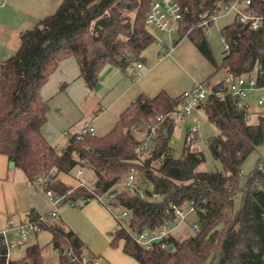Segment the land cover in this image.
I'll return each mask as SVG.
<instances>
[{
  "label": "trees",
  "instance_id": "trees-1",
  "mask_svg": "<svg viewBox=\"0 0 264 264\" xmlns=\"http://www.w3.org/2000/svg\"><path fill=\"white\" fill-rule=\"evenodd\" d=\"M178 1L186 9L179 38L188 37L216 69L201 82L212 91L202 109L219 129L208 144L213 157L221 162V170L198 169L206 157L193 148L198 137L192 131L182 154L174 156L170 140L176 122L169 115L177 111L181 96H171L165 90L153 97L140 95L105 135L87 133L78 138L77 132L70 133L66 146L58 148L43 134L50 105L42 88L62 60L76 59L90 90L96 87L104 66L116 65L129 72L145 62L144 52L157 40L146 24L151 0H63L54 13L21 32L16 53L0 61V153L35 184L37 178L49 177L45 190L65 196L62 204L86 205L98 196H110L111 203L115 201L129 215L127 224L117 219L111 245L121 241L123 252L140 264H208L214 254H219L218 264H264V157L259 158L245 184H240L243 164L264 145V104L259 105L262 111L239 108L223 82L212 81L213 75L224 69L233 77L256 76L258 85L264 84V24L252 29L235 19L224 26L221 34L229 48L219 64L206 30L227 0ZM254 5L264 16V0H256ZM204 21L209 26L202 25ZM254 113L259 116L256 123L251 122ZM160 115L168 116L160 122ZM153 123H159V134L153 138L154 148L144 152L140 147ZM77 166L94 171L91 190L79 185L74 188L61 179V174H70ZM132 169L148 181V197L116 186ZM239 191L241 205L234 210ZM189 204L196 207L199 233L185 238L170 234L151 247L137 242V234L177 219L173 205ZM37 216L33 214L31 219ZM45 228L52 234L50 243L59 251L57 264H83L85 257H98L73 230L56 224ZM162 244H172L173 249ZM5 262L6 249L1 245L0 264ZM10 264H46L44 246L27 245L24 256Z\"/></svg>",
  "mask_w": 264,
  "mask_h": 264
},
{
  "label": "crops",
  "instance_id": "crops-1",
  "mask_svg": "<svg viewBox=\"0 0 264 264\" xmlns=\"http://www.w3.org/2000/svg\"><path fill=\"white\" fill-rule=\"evenodd\" d=\"M49 1L0 0V61L16 53L22 31L34 27L61 4L53 9ZM152 32L156 36V32ZM156 39L153 48L149 50L148 47L144 52V66H134L135 75L132 70L126 72L119 66L108 64L100 71L98 83L93 90L88 89L74 57L62 60L42 88V95L50 105L48 121L42 128L45 137L53 145L63 148L70 133H76L87 125L93 126L96 135H105L113 129L121 113L140 95L153 97L165 90L171 96H182L185 91L215 72V67L188 37L174 38L177 41L173 49H170L169 41L158 36ZM221 79L216 73L212 77V81ZM257 90L261 89L253 90L247 100L252 110L261 97L252 98ZM197 109L203 110L202 107ZM194 119L199 121L197 116ZM62 134L65 135L64 144V141L60 143ZM58 142V145L55 144ZM10 161L7 155L0 153V230L10 225L11 219L18 224L31 219L33 214H47L53 209L45 191L31 182L16 164L11 167ZM72 179L78 183L82 179L88 186L85 171L79 177L76 173ZM59 220L85 242L82 235L66 223L60 214ZM41 233L30 237L37 241ZM34 243L38 242L31 244Z\"/></svg>",
  "mask_w": 264,
  "mask_h": 264
},
{
  "label": "rangeland",
  "instance_id": "rangeland-1",
  "mask_svg": "<svg viewBox=\"0 0 264 264\" xmlns=\"http://www.w3.org/2000/svg\"><path fill=\"white\" fill-rule=\"evenodd\" d=\"M63 0H50L51 8L56 9ZM54 11L55 10H51ZM53 12V13H54ZM235 20V13L233 11H228L226 6H222L214 17V21L209 28L207 34L208 40L212 47L214 56L219 64H221L223 57L225 56V45L226 42L221 34V29L232 23ZM156 36L160 39L168 41V37L162 33H159L155 29ZM173 38L179 39L178 35L175 34ZM156 44V43H155ZM154 44L149 46V50L153 48ZM226 75L224 69H220L216 76L218 78H223ZM259 96H264L263 90H257V93L252 96L258 98ZM263 107L255 105L254 111H262ZM197 116L199 121H195L194 117ZM259 120L258 114L254 113L251 115V122L256 123ZM197 126V132H191L192 127ZM188 132L196 135L198 141L193 144V148L202 151L205 154V161L198 167L199 170H221L222 164L220 161L215 159L209 149L208 140L219 133L217 126L208 120L205 115L204 110H193V113L185 116L182 120L176 123L173 134L171 136L170 144L173 147V154L175 157H179L182 154V150L185 145V140ZM61 142L65 143V135H61ZM55 144H59L55 143ZM155 146V142H154ZM264 157V145L260 146L257 150L253 151L247 158L242 167V175L240 178V184L244 185L247 176L251 173L256 165L259 158ZM158 162H154V166H158ZM79 169H84L86 178L88 179V189L94 185L95 173L92 168L89 167H79L77 166L70 174H61V179L65 180L69 185L74 188L78 186V182L73 180L72 177L77 173ZM66 177V178H65ZM242 192L239 191L234 198V210H238L241 205ZM102 201L98 199H92L88 204L83 205V203H78L77 206H73L70 203L62 204L59 209V214L65 219L66 223L74 227L80 235H82L87 246L91 252L97 255L101 262L104 264H140L135 258L125 254L123 252L122 242H118L117 245H111L112 234L118 228L117 219L125 220L124 223L129 221V215H125L126 210H124L116 202L111 203V197L105 195ZM107 204V207L105 204ZM184 209L188 210V206ZM13 220V219H12ZM14 221V220H13ZM198 222V217L195 213H189L185 219L177 217L174 222H171L169 228H173L172 234L177 238H185L193 233L192 223ZM200 225V224H199ZM9 225L7 228H10ZM153 230H145L144 234H152ZM52 234L49 230L43 231L38 240L35 241L33 237L28 240V245L33 242H38L41 246H44V261L46 264H57L59 262V251L55 249L50 243ZM25 254V247L22 249H12L10 250V255L12 259H20ZM219 254H214L209 260L208 264H218Z\"/></svg>",
  "mask_w": 264,
  "mask_h": 264
},
{
  "label": "built area",
  "instance_id": "built-area-1",
  "mask_svg": "<svg viewBox=\"0 0 264 264\" xmlns=\"http://www.w3.org/2000/svg\"><path fill=\"white\" fill-rule=\"evenodd\" d=\"M256 0H227L222 4V6H226L228 11H233L235 13V19H238L239 22L244 25L249 26L252 29H258L264 24V16L261 15L256 8L254 7ZM221 6V7H222ZM185 7L178 0H151L150 8L146 17L147 26L153 30L155 29L159 33L165 34L168 37V41L170 44V49L174 47L175 39L173 36L175 34H179L181 29L182 20L185 16ZM213 16V20H214ZM204 26H209L208 21H204ZM209 28H207L206 33L208 34ZM159 44L162 46V42ZM229 45L226 43L225 49L227 50ZM143 62H139L136 64V68L143 67ZM135 70L132 69V74L135 75ZM221 81L223 82L222 87H226L227 92L232 94L238 103L239 108H245L250 106L247 103L249 99L250 93L253 90L261 89L264 91V84L258 85V80L256 76H239L233 77L229 74H226ZM211 88L204 83H197L190 90L185 91L181 96V102L179 104L177 111L173 112L169 116L173 118L174 122H179L185 116L193 113V110L202 107L203 103L207 100L209 94L211 93ZM258 105L264 104V96H261L257 99ZM168 115H160L157 120L162 122L166 119ZM192 132H197V126L192 127ZM139 132V131H138ZM95 134V130L93 126L87 125L81 130L77 132L78 138L83 134ZM159 134V123H153L151 125L150 133L147 134L146 139L141 144L140 150L147 152L154 148V137ZM83 169H79L77 172V176H81L83 174ZM53 174V173H52ZM49 181V177H39L36 179V183L45 191L48 198L53 204V209L47 214H41L37 216V219H28L25 222L14 223L11 219L9 221L11 227L3 228L0 230V246H4L6 249V262L5 264H10V261L13 260L10 255V250L12 249H22L26 248L28 245V240L30 236L39 234L45 230L46 226L50 224L61 225L59 220V209L61 204L65 200V196H57L51 189L45 190V186ZM148 181L139 178L138 173L135 169H132L124 178H121L117 181L116 186H123L126 190L132 194L137 195L142 198L148 197L145 187L147 186ZM79 186H85L88 188L86 182L82 179H79ZM105 195L98 196L96 199L102 201L101 199ZM155 199H159V195L153 196ZM112 202V201H111ZM173 208L177 214V217H181L185 219L189 213H197L196 207L193 204L188 205V210L184 209V207H179L173 205ZM125 215H128V212H125ZM171 221H166L164 225L156 230L152 231V234H137L136 239L139 244H142L146 247H151L153 244V240L155 238H160L161 241L170 234H172L173 228H169ZM192 231L193 233L200 232V225L198 222L192 223ZM163 247H168L166 244H162ZM71 252L69 251V254ZM83 264H104L101 262L99 257H93L89 259V257H85Z\"/></svg>",
  "mask_w": 264,
  "mask_h": 264
},
{
  "label": "water",
  "instance_id": "water-1",
  "mask_svg": "<svg viewBox=\"0 0 264 264\" xmlns=\"http://www.w3.org/2000/svg\"><path fill=\"white\" fill-rule=\"evenodd\" d=\"M179 107H180V106H179ZM164 133H165V135L167 134V129L164 130ZM14 165H15V162H14V161H10V166L13 167ZM114 192H116V190H114ZM160 242H161V239H160V238H155V239L153 240V243H160ZM168 248H169L170 250H172V249H173V245L170 244V245L168 246Z\"/></svg>",
  "mask_w": 264,
  "mask_h": 264
}]
</instances>
